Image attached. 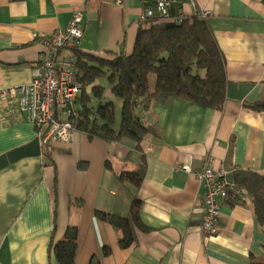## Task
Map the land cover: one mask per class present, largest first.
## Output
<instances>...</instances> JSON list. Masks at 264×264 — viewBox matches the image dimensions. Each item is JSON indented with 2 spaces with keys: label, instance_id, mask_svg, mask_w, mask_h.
<instances>
[{
  "label": "crops",
  "instance_id": "crops-1",
  "mask_svg": "<svg viewBox=\"0 0 264 264\" xmlns=\"http://www.w3.org/2000/svg\"><path fill=\"white\" fill-rule=\"evenodd\" d=\"M84 9L82 51L99 56L130 54L143 0H0V95L32 81L46 37L65 31ZM199 16L211 28L226 59V102L208 109L174 98L154 103L143 121L156 132L142 142H56L39 157L0 171V264H58L49 253L69 226L79 229L76 264H252L264 258V228L250 199L220 201L218 230L201 229L203 189L179 170L192 159L194 171L224 165L264 174V0H188L178 14ZM17 100L0 97V156L37 135L23 121ZM146 160L135 188L116 173ZM141 201L147 230L128 249L96 211L127 217ZM56 211V215H55ZM56 218V219H55ZM108 249V254H105Z\"/></svg>",
  "mask_w": 264,
  "mask_h": 264
},
{
  "label": "trees",
  "instance_id": "trees-1",
  "mask_svg": "<svg viewBox=\"0 0 264 264\" xmlns=\"http://www.w3.org/2000/svg\"><path fill=\"white\" fill-rule=\"evenodd\" d=\"M161 0H143L144 11L157 8ZM168 1V17L157 10L155 17L142 23L137 31L130 54L99 56L77 50L75 52L76 79L82 88L80 107L71 118L77 132L90 140L122 143L131 141L135 150L142 151V142L156 132L143 123V114L154 103L167 104L177 98L196 105L222 110L226 102V59L207 21L199 16L178 15L188 0ZM156 76L154 88L150 75ZM107 77L112 92L121 99V122L115 128L116 108L105 98V88L95 84ZM93 98L97 101L94 106ZM264 111V102L251 106ZM146 160L134 170L116 173L123 184L140 187L146 174ZM235 186L250 199L258 225L264 228V174L252 170H234ZM235 201H242L234 198ZM141 201L135 197L127 217L96 211V216L119 233V245L130 248L137 240V232L147 230L141 219ZM56 215V211H55ZM56 219V218H55ZM79 248V229L69 226L64 236L51 242L49 253L58 264H76ZM105 249V254H108ZM252 264H264L253 260Z\"/></svg>",
  "mask_w": 264,
  "mask_h": 264
},
{
  "label": "built area",
  "instance_id": "built-area-1",
  "mask_svg": "<svg viewBox=\"0 0 264 264\" xmlns=\"http://www.w3.org/2000/svg\"><path fill=\"white\" fill-rule=\"evenodd\" d=\"M168 1L161 0L156 10L168 17ZM155 9H148L140 16V24L155 17ZM84 9L73 13L65 31L50 35L44 40V52L35 68L32 81L8 91L17 100L20 118L32 124L37 131L42 148L56 142L73 143L77 130L71 122L80 105L82 88L76 79L75 52L82 50L84 35ZM145 126H150L143 121ZM179 170L193 174L203 189L205 214L201 229L209 234L218 230L220 201L229 198L244 200L246 194L228 180L232 174L224 165H205L194 171L192 159L184 161Z\"/></svg>",
  "mask_w": 264,
  "mask_h": 264
},
{
  "label": "water",
  "instance_id": "water-1",
  "mask_svg": "<svg viewBox=\"0 0 264 264\" xmlns=\"http://www.w3.org/2000/svg\"><path fill=\"white\" fill-rule=\"evenodd\" d=\"M42 154V146L40 139L36 137L30 143L16 148L8 153L0 156V171L4 170L8 166L19 162L24 158L39 157ZM228 180L230 183H234L233 175L229 174Z\"/></svg>",
  "mask_w": 264,
  "mask_h": 264
},
{
  "label": "rangeland",
  "instance_id": "rangeland-1",
  "mask_svg": "<svg viewBox=\"0 0 264 264\" xmlns=\"http://www.w3.org/2000/svg\"><path fill=\"white\" fill-rule=\"evenodd\" d=\"M95 84L102 85L105 88V98L107 101H112L116 108V123L115 128L118 129L121 122V111H122V101L119 97H117L111 90V85L108 82L107 77L100 78L98 81H96ZM150 84L151 87L154 88L156 85V76L154 74L150 75ZM93 105H97V101L95 98H93Z\"/></svg>",
  "mask_w": 264,
  "mask_h": 264
}]
</instances>
